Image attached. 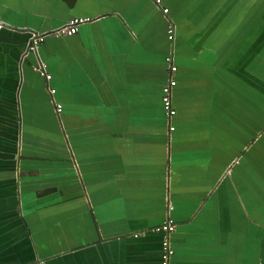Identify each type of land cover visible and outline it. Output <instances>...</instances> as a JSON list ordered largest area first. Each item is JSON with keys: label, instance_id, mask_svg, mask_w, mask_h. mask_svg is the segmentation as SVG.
I'll use <instances>...</instances> for the list:
<instances>
[{"label": "crops", "instance_id": "1", "mask_svg": "<svg viewBox=\"0 0 264 264\" xmlns=\"http://www.w3.org/2000/svg\"><path fill=\"white\" fill-rule=\"evenodd\" d=\"M160 1L0 0V264H264V0Z\"/></svg>", "mask_w": 264, "mask_h": 264}, {"label": "built area", "instance_id": "2", "mask_svg": "<svg viewBox=\"0 0 264 264\" xmlns=\"http://www.w3.org/2000/svg\"><path fill=\"white\" fill-rule=\"evenodd\" d=\"M154 4L158 5L160 0H153ZM162 13H166L167 9L163 7L161 9ZM87 17H72L68 19L63 25L51 31V35L60 36V35H72L77 31L78 25L89 21ZM3 27V24L0 22V29ZM166 38L172 40L173 38V26L168 24L166 27ZM43 34H31L27 43L25 50L26 52H35L37 45L42 42ZM166 67H167V77L165 83L160 87V105L168 121V130H173V126L169 124L170 118L175 114V110L171 102V91L175 85V80L173 74L176 70L175 65L172 63L171 57H166ZM32 69L40 75L46 82L50 79V75L46 72L45 63L41 60H37L36 63L32 66ZM48 94L50 96L54 93L53 88H47ZM55 110L59 112L60 105L58 103L54 104ZM174 224L170 218H166L159 225L153 227L151 230L154 232H159L161 234L160 239V264H168L169 259L173 253L172 248L169 245V233L173 231Z\"/></svg>", "mask_w": 264, "mask_h": 264}, {"label": "water", "instance_id": "3", "mask_svg": "<svg viewBox=\"0 0 264 264\" xmlns=\"http://www.w3.org/2000/svg\"><path fill=\"white\" fill-rule=\"evenodd\" d=\"M158 5H160L161 6V1L159 2V4ZM166 8V7H165ZM167 9V8H166ZM74 17V16H73ZM70 18H72V17H69L68 19H70ZM88 18V17H87ZM68 19H66L65 20V22H67L68 21ZM64 22V23H65ZM18 30H22V29H18ZM35 34H39V33H35ZM49 36H51V37H53V35H51V33L50 32H47V33H43V39L44 38H46V37H49ZM166 37V36H165ZM166 40H167V43H168V45L170 46V44L172 43V40H173V38H172V40H168L167 38H166ZM168 56H170L171 57V60H172V63H173V56H172V52H168V53H166L165 54V56H164V63H165V65H166V57H168ZM174 64V63H173ZM174 80H175V78H174ZM164 84V83H163ZM162 84V85H163ZM161 85V86H162ZM175 85H176V81H175ZM175 85L173 86V88L175 87ZM160 86V87H161ZM160 98V97H159ZM174 108V107H173ZM175 110V109H174ZM171 119V118H170ZM170 121V120H169Z\"/></svg>", "mask_w": 264, "mask_h": 264}, {"label": "rangeland", "instance_id": "4", "mask_svg": "<svg viewBox=\"0 0 264 264\" xmlns=\"http://www.w3.org/2000/svg\"><path fill=\"white\" fill-rule=\"evenodd\" d=\"M261 128H260V136H261V140H262V142L261 141H259L258 143H260V144H262L263 145V143H264V110L262 109V115H261ZM258 132H256V134H257ZM255 134V135H256ZM251 141H252V139H251ZM251 141H249L247 144H246V146L249 144V145H251L252 144V142ZM251 142V143H250ZM262 150V159L264 158V152H263V149H261ZM234 160H236V156L232 159V161H234ZM231 164V163H230ZM262 179H264V172H263V174H262Z\"/></svg>", "mask_w": 264, "mask_h": 264}]
</instances>
